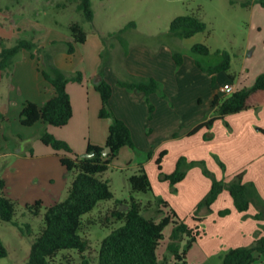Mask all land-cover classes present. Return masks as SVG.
<instances>
[{"label": "rangeland", "instance_id": "obj_1", "mask_svg": "<svg viewBox=\"0 0 264 264\" xmlns=\"http://www.w3.org/2000/svg\"><path fill=\"white\" fill-rule=\"evenodd\" d=\"M77 2L78 0H0V39H7L8 45L12 46L19 39L38 38L45 41L54 33L60 38H71L69 26L72 23L81 24L87 35L92 38L98 37V41L102 43L99 52L100 70L105 78L110 74L111 78L118 82L113 87L114 97L111 99L118 112L125 97L134 101L135 99L129 95L139 93L121 87L119 81L138 82L148 78L136 73L145 68V63L137 59V56H142L145 52L151 57L158 52L165 53L173 63V75L180 72L184 77H194L192 72L197 71L196 60L206 67L218 64L221 60V57L216 55L218 50L228 52L231 57V69L217 74L213 86L211 76L207 73L204 75L201 73L202 70H199L200 75H204L205 83L203 84L201 76L194 77L198 83V92L184 89L181 95L178 94L176 97H172L176 90L170 95L156 93L160 95V104H166L165 107L171 114L167 115V111L163 112L157 105L159 110L156 111L157 118L154 121L149 119L150 111L147 112L148 116L143 118L142 126L137 127L136 149L128 147L129 155L122 154V158L119 156L113 162V166L117 165L120 168L112 167L104 175V179L110 181L114 199L100 202L91 213L83 217L81 235L89 241L88 256L96 264L101 242L113 229L121 226L120 223L104 225L106 215L115 208L126 209V205L118 204L117 201L130 200L128 178L133 175L138 165L145 168L152 191L147 194L137 193L134 196L144 208L151 203L149 210H143V215L158 220L167 211L159 207L156 201L159 199L173 201L177 195L169 182L161 181L160 175L164 174V171L163 168L159 169L157 163L161 152L168 153L170 150L167 157L171 158L167 159L165 169L173 163L171 165L175 170L178 161L183 159L181 170L186 176L189 172L198 171L206 180L213 183L215 176L210 161L206 156L203 160L188 161L187 156H190L191 150L186 151L188 145L184 143L185 141L194 143L195 139L203 137L205 140L209 139L207 135L205 136L207 129L201 131L198 136L190 137L195 134L190 133L201 121L215 115L209 102L214 92H219L221 86L232 82L233 75L243 76L247 85L259 72L264 71V8L259 4V0H91L94 21L87 23L83 14L76 10ZM246 3L249 5L244 6ZM186 15H194L201 19L207 25V30L190 39L176 37L170 32L171 23L177 17ZM133 22L136 24L135 28L129 27L124 34L115 35ZM258 26L262 28L261 31ZM197 44L208 46L211 55L208 57L195 55L192 48ZM91 46L89 43L88 47ZM63 47L60 43L53 49H45L55 57ZM251 51H254L255 55L246 60L248 52ZM174 54L182 55L181 66L177 65ZM130 56L136 62L134 67L126 66V59ZM42 63L44 64L43 61ZM168 71L170 72L169 68ZM99 76L98 73L96 79ZM12 127L10 123L0 125V180L6 184V195L16 203L15 221L25 234L13 224L0 220V238L9 252L7 258L0 260V264H25L32 244L44 226L43 215L46 208L65 200L72 175L61 167L56 157V154L62 155V152H56L52 147L43 144L41 135L34 136L32 133L30 139L22 142ZM5 136L8 137L7 140ZM171 137L186 140H169ZM156 152H159L157 157L150 161L149 158ZM180 152L185 154L177 158L176 155ZM83 154L85 153L78 155L73 151L72 156L81 157ZM214 161L216 166L220 165L218 159L214 158ZM131 163L134 165L131 166ZM219 167L223 168L221 165ZM36 201L43 202L41 216H34L27 209L28 205H33ZM198 204L192 215L184 216L183 221L188 226L200 223L208 233L207 238H211L220 227L222 219L217 220V225L211 221L195 220ZM202 210L207 211L204 208ZM159 211H164V214ZM28 225L30 231L27 229ZM171 231L172 226L164 231L165 240L159 248L161 260L168 255L166 248ZM185 244L186 242L183 243ZM202 245L203 242L199 244L195 242L188 251V264H220L219 254L212 255L211 251L203 249ZM168 258V261L172 262L171 257ZM53 264H81V257L76 251H64L54 259Z\"/></svg>", "mask_w": 264, "mask_h": 264}, {"label": "trees", "instance_id": "obj_2", "mask_svg": "<svg viewBox=\"0 0 264 264\" xmlns=\"http://www.w3.org/2000/svg\"><path fill=\"white\" fill-rule=\"evenodd\" d=\"M264 8V0H259ZM249 3L244 4V6ZM76 10L83 14L84 21L93 23L94 11L91 0H78ZM135 28L136 24L130 23L126 28L121 29L116 36L124 34L127 28ZM71 41L68 42L67 52L69 55L75 53L76 44H84L87 33L79 23H72L69 26ZM207 25L194 15L179 16L173 20L170 32L181 39H190L197 34L204 33ZM7 39H0V72L3 80L9 81L13 74V67L16 57L23 51L31 53L33 58L44 62L42 73L45 79L52 84L55 90V97L42 106L27 101L19 116L20 124L24 127H32L38 122L46 126L62 128L69 124L73 117V107L67 86L71 81L82 83L83 75H77L69 79L66 74L54 63V56L45 48L39 47L34 39H19L14 45L9 46ZM54 45L57 43H53ZM192 52L198 56L208 57L211 50L204 44H197ZM217 56L221 57L218 64L205 66L196 60L197 67L211 76L212 86L215 84L216 75L220 72H227L231 69V57L226 51L218 50ZM178 66L183 64L181 54H174ZM101 80L96 83V90L100 93L102 107L99 113L101 119L111 120L109 135L106 147L111 149L107 156L102 154L103 147L88 145L87 152H94L90 158L73 157V150L69 144L56 138L47 131L41 133L40 139L46 146L52 147L58 155L60 163L65 170L72 175L70 186L67 190L65 200L46 208L43 215L44 226L40 234L32 244L28 260L25 264H53L54 259L64 251H76L81 257V264H94L88 252L89 241L81 235L83 217L91 213L100 202L114 199V193L109 180L104 175L111 170L113 162L119 157L124 147L136 149V145L128 125L118 118L113 112L110 102L113 95L112 86L106 81L103 72L100 70ZM119 85L128 90H137L147 96L150 116L153 119L154 106L149 97L152 94L161 92L162 86L154 78H143L138 82L119 81ZM264 91V72L261 73L251 87L238 90L231 95L220 97L215 94L212 107L215 115L208 121L197 126L190 134L196 133L202 128H211L218 119L241 113L249 108V100L258 92ZM7 125L6 117L0 113V125ZM264 134V130H262ZM19 138H21L19 136ZM7 140L8 137L5 136ZM166 152H162L157 163L162 168L161 161ZM183 159L178 161L176 170L169 175L161 173V181L169 182L172 188L182 182L186 176L181 170ZM224 168V165L220 163ZM242 174L228 183L213 180L211 190L206 197L198 204L194 219L201 222L196 215L204 208L208 212L218 197L226 190L234 201L239 212H247L251 206L253 186L243 183ZM131 189L129 201H117L118 204L126 205L125 210L115 208L106 215L104 225L109 226L120 223L121 226L113 229L101 242L96 264H188L187 254L197 241L200 231L198 227L191 228L179 218L177 213L169 208V204L159 199L157 205L161 208H168L159 220L143 215V210H149V203L145 208L137 200L134 194H147L152 191L150 179L145 168L141 165L137 172L128 178ZM6 184L0 180V220L18 227L22 234L24 230L15 221L16 203L5 193ZM42 201H36L28 205L27 209L34 216H41ZM229 210H224L220 216H226ZM258 221H264V203H260L259 212L254 217ZM172 226V231L167 244L168 255L161 260L159 248L165 240L164 231ZM30 231V226H27ZM261 233V232H260ZM258 232L255 242L249 247L232 248L218 256L220 264H256L260 257H264V227L262 235ZM186 242L185 245L183 243ZM8 249L0 238V260L7 258ZM168 256L172 262L168 261Z\"/></svg>", "mask_w": 264, "mask_h": 264}, {"label": "crops", "instance_id": "obj_3", "mask_svg": "<svg viewBox=\"0 0 264 264\" xmlns=\"http://www.w3.org/2000/svg\"><path fill=\"white\" fill-rule=\"evenodd\" d=\"M261 29L259 27L260 31ZM34 41L39 47L52 49L55 48V45L62 43L64 47L54 57L55 65L69 79L74 78L77 73L83 75L82 83L71 81L67 86L73 107V117L67 126L57 129H50L52 127L46 126L42 122H38L30 128L20 124L19 116L27 101L42 106L55 97L54 87L45 79L42 73L44 64L42 61L33 58L28 51H23L16 57L12 78L7 83H4L0 72V113L13 126L15 135L20 136L22 142L30 139L32 133H34V136H38L42 132L47 131L56 138L67 142L78 155L79 153H86L89 144L105 148L111 120L101 119L99 116L102 99L95 87L97 83L95 79L101 66L99 52L102 49V43L98 41V37L92 38L87 35L86 42L84 44H76L75 53L69 55L66 44L71 41L70 37L60 38L54 33L53 36L45 41L42 39L38 40V38H35ZM53 43L57 44L54 45ZM89 43L92 44L90 48L88 47ZM254 55V51L248 52L246 60L251 59ZM132 58L130 56L126 59V66L134 67L136 62ZM137 59L145 63V68L138 70L139 72L137 71L136 73L159 81L162 86V90L159 92L161 95H170V93H174L176 90V93L172 96L176 97L181 95L184 89L198 92V83L195 82L194 77L201 76L203 84L205 83L204 75L206 73L201 71L204 75H200L198 67L197 71L192 72L193 75L191 73L194 77L181 76L180 72L173 75V63L165 53L158 52L155 53L154 57H151L145 52L144 55L137 56ZM263 72H259L250 81V84L247 85L246 79L243 76L237 77L233 75L231 77L232 82L221 86L220 90H218L219 92H214L211 98L208 96L211 108L215 111L212 107L215 94L225 97L228 95L223 92V89L232 88L234 93L243 88L251 87L256 78ZM105 79L112 86V89L118 83L115 78H111L110 74ZM133 92L139 91L133 90ZM112 97H114V94ZM129 97L135 100L131 101L125 97V101L123 100L119 112L113 105V101L111 102V108L115 115L128 125L134 142L138 145L137 127L142 126L143 118L148 116L149 107L144 93H132ZM149 99L156 109L153 114L154 121L157 118L156 111L159 110L157 105H159L163 112L167 111V115L168 113L171 114V111L169 112L168 108L165 107L166 104H160V95L156 93L152 94ZM211 118L210 116L206 120L201 121L197 126ZM206 129L205 136L209 137L208 140H205L203 137L204 140L195 139L194 143L185 141L184 145H188L186 151L191 150L190 156H187L188 161L203 160V157L206 156V159L210 161L214 170L215 179L228 183L234 180L236 176L242 174L243 183L253 186L252 202L247 212H239L229 192L225 190L211 206L209 214L206 213L208 211L202 210L198 213L200 216L196 215L202 221H211L216 225L217 220L222 219V225L220 224L215 235L211 236V238H207L208 233L200 223L190 226L191 228H199L200 235L196 244L203 242V249L211 251L212 255H221V251L225 253L232 248L249 247L255 242L258 232H261L260 234L262 235L264 221H258L254 217L259 212L260 203H264V134L262 132L264 130V91L252 96L247 110L227 116L224 120H216L211 128L204 127L190 137L198 136L201 131H205ZM183 139L186 140L185 138L174 139L172 137L169 140ZM127 148L124 147L120 151L119 156L121 158L122 154L129 155ZM168 151V153L167 151H163L166 154L161 161V166L166 175L172 174L176 170L171 165L173 163L168 165V169H165V164L168 162L167 159L171 158L167 157L170 153V150ZM159 152H161L160 149ZM158 153L156 152L149 160L153 161ZM184 154L180 152L176 156L179 158ZM58 155L60 154H56V157L60 162ZM214 158L218 159L220 161L219 164L222 163L224 168L221 169L219 167L221 164L216 166ZM132 165L134 164L131 163ZM113 167L118 168L119 166L115 165ZM138 169L139 165L134 169L133 174ZM179 184L176 187L174 186V188L171 187L177 193L173 201L166 202L169 204V208L173 209L179 218L183 220L184 216L192 215L195 206L209 193L212 182L206 180L200 172L195 171V173L189 172L184 181ZM224 210H229L230 213L222 217L220 213ZM166 211H168V208ZM256 264H264V257H260Z\"/></svg>", "mask_w": 264, "mask_h": 264}, {"label": "water", "instance_id": "obj_4", "mask_svg": "<svg viewBox=\"0 0 264 264\" xmlns=\"http://www.w3.org/2000/svg\"><path fill=\"white\" fill-rule=\"evenodd\" d=\"M101 80V77L99 76L96 81L99 82ZM111 149L109 147H105L102 151V154L104 156H107L110 153ZM94 152H86L85 154L81 155V158H90L94 156Z\"/></svg>", "mask_w": 264, "mask_h": 264}, {"label": "built area", "instance_id": "obj_5", "mask_svg": "<svg viewBox=\"0 0 264 264\" xmlns=\"http://www.w3.org/2000/svg\"><path fill=\"white\" fill-rule=\"evenodd\" d=\"M223 92H224L226 95H231V94L233 93V89H232V88L223 89Z\"/></svg>", "mask_w": 264, "mask_h": 264}]
</instances>
